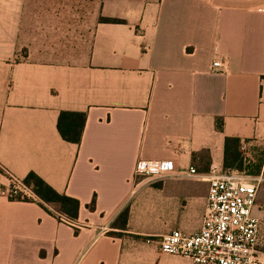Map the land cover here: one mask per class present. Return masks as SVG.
Returning a JSON list of instances; mask_svg holds the SVG:
<instances>
[{"label": "crops", "instance_id": "obj_1", "mask_svg": "<svg viewBox=\"0 0 264 264\" xmlns=\"http://www.w3.org/2000/svg\"><path fill=\"white\" fill-rule=\"evenodd\" d=\"M60 111L86 113L79 143ZM226 137L261 179V218L264 0H0V187L33 172L80 204L69 225L56 203L0 197V264H191L156 240L199 230ZM138 159L169 172L135 178Z\"/></svg>", "mask_w": 264, "mask_h": 264}, {"label": "built area", "instance_id": "obj_2", "mask_svg": "<svg viewBox=\"0 0 264 264\" xmlns=\"http://www.w3.org/2000/svg\"><path fill=\"white\" fill-rule=\"evenodd\" d=\"M221 61H214L215 71H224ZM163 159H138L134 177H161L169 172ZM186 173L197 174L193 167ZM207 205L199 230L186 233L172 230L156 241L162 253L188 258L191 264H262L257 251L259 226L264 221L253 215L257 188L261 179H252L244 171L211 167L207 175ZM0 197L7 200H41L22 179L9 175V183L0 187ZM53 214L61 222L75 225L59 211Z\"/></svg>", "mask_w": 264, "mask_h": 264}, {"label": "trees", "instance_id": "obj_3", "mask_svg": "<svg viewBox=\"0 0 264 264\" xmlns=\"http://www.w3.org/2000/svg\"><path fill=\"white\" fill-rule=\"evenodd\" d=\"M100 22L120 23L123 19L111 17H99ZM86 113L75 111H60L57 120V129L63 139L73 143H79L81 140L83 128L85 125ZM217 128L221 129V122L217 120ZM243 153L241 142L238 138L226 137L224 143V167L243 169ZM23 182L28 186L41 200L42 205L56 203L59 206V212L70 219L78 216L79 201L76 198L61 194L49 186L38 175L31 172L26 175ZM128 217V208H125L119 215L125 226Z\"/></svg>", "mask_w": 264, "mask_h": 264}, {"label": "rangeland", "instance_id": "obj_4", "mask_svg": "<svg viewBox=\"0 0 264 264\" xmlns=\"http://www.w3.org/2000/svg\"><path fill=\"white\" fill-rule=\"evenodd\" d=\"M23 52H25L24 50H23ZM9 183V181L7 182V184ZM49 210H51V209H49Z\"/></svg>", "mask_w": 264, "mask_h": 264}]
</instances>
